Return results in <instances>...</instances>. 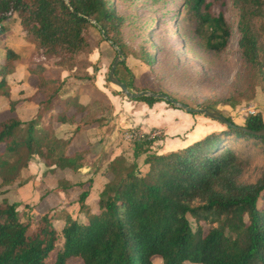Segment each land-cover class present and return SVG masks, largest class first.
Masks as SVG:
<instances>
[{
    "label": "trees",
    "instance_id": "1",
    "mask_svg": "<svg viewBox=\"0 0 264 264\" xmlns=\"http://www.w3.org/2000/svg\"><path fill=\"white\" fill-rule=\"evenodd\" d=\"M227 1L238 11L240 55L252 70L261 71L264 0H180L171 19L181 28L183 13V20L193 24L191 36L199 49L220 54L232 37L224 14ZM17 20L33 50L26 79L17 77L20 54L3 46L0 93L8 99L9 116L0 119V187L13 184L35 155L48 169H55V164L72 171L84 166L90 150L76 147L75 138L83 128L107 125V112L112 110L95 84L100 57L93 63L89 55L105 45L115 55L117 46L128 56L123 41L127 17L109 0H0V40ZM89 27L98 31L100 47L88 40ZM150 46L136 55L148 66L155 61ZM121 69L131 74L125 60L118 63L115 75L134 88V79L122 76ZM30 75L37 78L32 91L23 86L29 84ZM69 78L79 82L77 87ZM161 93L190 107L220 104L191 106L166 91ZM82 94L89 100L80 101ZM130 100L148 105L164 101L150 96ZM23 101L37 105L35 115L25 121L17 114ZM225 117L251 131L264 127L261 113L246 116L242 124ZM56 124L72 126L70 136L59 137ZM223 126L165 153L152 151L155 138L148 139V134L134 140V161L118 155L109 162L110 176L98 195L96 210L86 203L89 189L83 190L78 203L84 218L67 214L60 228L53 211L37 220H22L17 203L1 198L0 264H67L72 257L82 264H152L153 256H160L162 264H264V166L253 182L242 180L252 157L264 155V135ZM89 143L86 140L84 145ZM142 155L145 168L140 171L135 160ZM51 253L54 259L48 262Z\"/></svg>",
    "mask_w": 264,
    "mask_h": 264
},
{
    "label": "rangeland",
    "instance_id": "2",
    "mask_svg": "<svg viewBox=\"0 0 264 264\" xmlns=\"http://www.w3.org/2000/svg\"><path fill=\"white\" fill-rule=\"evenodd\" d=\"M109 1L114 4L118 13L127 17L128 22L123 28V41L128 53V56H125V63L131 74L122 69L121 73L128 79H134L132 90L166 91L191 106L220 103L217 104L218 108L214 109L220 110L223 115L230 117L237 124H242L243 119L250 114L261 113L264 118V66L261 71L252 70L241 57L238 47L240 34L237 27L239 16L230 1H227L223 9L226 20L232 28V37L228 49L220 54L206 53L199 49L196 38L191 36L193 24L183 20V13L180 15L181 28L178 22L171 19L174 8L180 0H135L133 3H130V0ZM97 32L93 27H89L86 31L88 40L94 47H100L102 43ZM23 36L24 32L17 20L10 28L7 37L0 40V57L3 44H16L22 61L26 62L33 48L26 43L27 40L25 41ZM148 43H151L149 51L155 58L151 66L143 63L136 56L141 51L147 50ZM94 54L100 57L96 74L102 76L106 87L118 91L116 86L105 79L108 78V65L117 54L115 55L105 45L102 48H95ZM92 55L93 53L89 58L93 59ZM89 71L91 72L92 68H89ZM65 74L66 72H63V75ZM121 96L130 100L123 94ZM6 102V98L0 94V119L9 116ZM132 102L140 103L135 100ZM32 106V104L17 106L21 119L31 118L35 111ZM126 109L125 112L133 115L135 119L144 115L143 108L139 105L126 106ZM108 113L107 115H110ZM134 129L136 128L114 129L112 125L105 128L97 126L83 128L75 138L76 147L83 145L90 150L89 155L85 157L83 167L72 171L68 168L60 169L55 164V169H48L35 155L28 168L21 171L20 177L13 184L0 187V200L7 198L10 202L17 203V210L22 220L28 217L37 220L44 213L53 211L56 215L55 225L60 228L67 214L73 218L83 219L84 214L79 212V194L89 189L90 194L86 203L95 211L98 195L110 176L109 162L118 155L128 161H134L133 141L125 134L131 133ZM55 130L59 137H69L72 126L55 125ZM149 132L156 134L151 148L155 151L157 144L163 139V133L158 128H152ZM86 140L90 143L85 146ZM175 143L176 141L173 142V146ZM72 149L76 148L73 146ZM143 158L144 155L135 160L140 171L145 168L142 163ZM263 166L264 155L255 154L246 167L242 180L253 182ZM23 181L24 183H19ZM5 189L7 191H4ZM190 222L192 228H195V221L191 217ZM203 228L206 229L205 226ZM53 259L54 253H51L47 260L51 262ZM67 264H82V261L72 257ZM152 264H162L161 257L153 256Z\"/></svg>",
    "mask_w": 264,
    "mask_h": 264
},
{
    "label": "crops",
    "instance_id": "3",
    "mask_svg": "<svg viewBox=\"0 0 264 264\" xmlns=\"http://www.w3.org/2000/svg\"><path fill=\"white\" fill-rule=\"evenodd\" d=\"M26 43L32 46L33 48V45L31 43L27 41ZM4 45H7L13 48L17 53L20 54L16 44L8 43V44H3V46ZM3 46H1L2 55L0 59H2V57L4 56ZM92 53H93L92 55L93 59L91 57L89 59L91 62L94 63L95 60H97L98 58L97 57L98 53H97V56H95L94 50L92 51ZM21 61H22V57H21ZM26 63L27 61L26 62L22 61V64L20 65L21 69L20 70L18 69V72H17V77L24 76L26 78V75H28L27 71L25 70ZM66 75L67 73L65 75H63L62 73V77ZM101 77H102L101 75H97L96 77L97 80L95 81V84L98 89H100L101 91L105 93L106 97L108 98V100L110 101L112 105V110L110 112V115L107 116L108 124L105 125L104 128L112 125L114 129H117L118 127H121L124 130L126 128H136L145 133H148L149 130L152 128L161 129L163 133V139L160 140V142L157 144L156 151L158 153H165L171 150H177V149L183 148L187 144L203 137L208 132L219 130L224 127L223 124L218 122L217 120L210 119L207 116H204L203 114L187 113L186 111L182 109L171 107L165 101H158V102L153 103L152 105H148L143 101H140L139 104H134L132 100H127L125 98H122L121 95L113 93L114 88L106 87L105 82H104L105 80L103 81ZM34 79H35V83H34ZM68 80L70 83H72L73 87H77V85L79 84L78 81L72 78H69ZM28 82L29 84L26 82L23 86L25 87V89L32 91L33 90L32 87H35L37 85L36 76L30 75L28 77ZM6 100H7L6 103L8 107L9 106L8 99L6 98ZM88 100H89L88 95L82 94L80 96V101L86 102ZM19 104L21 105L32 104L33 105L32 107L34 108L35 111H34V114L31 116V118L35 115L36 110H37V105L34 102L23 101V102H20ZM133 105H139V107L143 108L144 115L142 117H138L135 119L133 115H131L128 112H125L126 106L132 107ZM17 114H18V108H17ZM21 120L25 121L26 119H21ZM63 125H67V124H61L60 126H63ZM174 141H176V143L173 146Z\"/></svg>",
    "mask_w": 264,
    "mask_h": 264
},
{
    "label": "water",
    "instance_id": "4",
    "mask_svg": "<svg viewBox=\"0 0 264 264\" xmlns=\"http://www.w3.org/2000/svg\"><path fill=\"white\" fill-rule=\"evenodd\" d=\"M95 24V22H93ZM117 52L116 57L113 59L109 71H108V80L111 84L117 87V90L126 96L128 99H137L139 97L143 96H150L157 99H162L166 102L171 103L174 107L182 109L186 111L187 113H196V114H203L204 116H207L210 119L217 120L218 122L222 123L223 125L230 126L232 128H237L240 130H245L247 132H252L253 134L257 135H264V127L257 131H251L249 129H246L242 126L236 125L232 123L230 120H228L222 113H220L218 110L210 107H190L184 103L178 102L175 99L171 98L170 96L161 93V92H153L150 90H139L134 91L132 89H129L124 82H122L118 77L115 75V68L118 65V63L125 60V55L122 53V51L114 46Z\"/></svg>",
    "mask_w": 264,
    "mask_h": 264
},
{
    "label": "built area",
    "instance_id": "5",
    "mask_svg": "<svg viewBox=\"0 0 264 264\" xmlns=\"http://www.w3.org/2000/svg\"><path fill=\"white\" fill-rule=\"evenodd\" d=\"M128 137H131L132 138V141L134 140H141L144 138V136L146 134H148V139H153V137L155 138L156 137V134H151L150 132L149 133H145V132H142L141 130H138V129H134L133 131H131V133H125Z\"/></svg>",
    "mask_w": 264,
    "mask_h": 264
}]
</instances>
